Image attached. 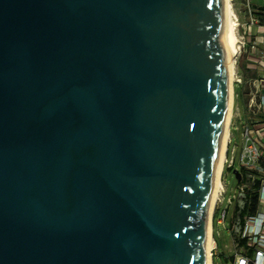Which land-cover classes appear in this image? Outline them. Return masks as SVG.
<instances>
[{
  "label": "water",
  "instance_id": "water-1",
  "mask_svg": "<svg viewBox=\"0 0 264 264\" xmlns=\"http://www.w3.org/2000/svg\"><path fill=\"white\" fill-rule=\"evenodd\" d=\"M224 9L0 0V264L207 263Z\"/></svg>",
  "mask_w": 264,
  "mask_h": 264
},
{
  "label": "built area",
  "instance_id": "built-area-1",
  "mask_svg": "<svg viewBox=\"0 0 264 264\" xmlns=\"http://www.w3.org/2000/svg\"><path fill=\"white\" fill-rule=\"evenodd\" d=\"M254 5L251 0H244L246 20L243 22L237 20V26L242 29L238 54L246 53L250 61L247 68L252 69L254 75L244 77L235 74L232 82V86L234 83L242 84L245 90L242 101L243 113H241L238 104L234 102L235 98H240V95L234 93L233 87L227 145L233 136L232 129L239 131L241 145L236 168H234L233 156L231 158L227 156L226 147L220 173L221 187L211 214V235L214 240L211 264H214L215 256L222 254L217 251L214 239L215 218L217 224L225 225L231 236L232 252L229 256H225L229 264H264V51L258 50V43L261 42L258 38L264 33V11L258 16ZM254 27L257 29L256 34H253ZM226 167L228 170L236 169L239 177L235 176L236 189L228 198L227 205L220 210L225 194L223 174ZM231 204L233 209L226 222ZM218 210L219 215L216 217Z\"/></svg>",
  "mask_w": 264,
  "mask_h": 264
},
{
  "label": "rangeland",
  "instance_id": "rangeland-1",
  "mask_svg": "<svg viewBox=\"0 0 264 264\" xmlns=\"http://www.w3.org/2000/svg\"><path fill=\"white\" fill-rule=\"evenodd\" d=\"M230 1H231L232 9L234 13L236 14V18L238 22L245 21L247 14H246L245 7H244V0H230ZM251 2L255 4L254 5L255 12L256 13L258 12V16L261 15L263 11H261V9L259 10V8L261 7V5H264V0H251ZM236 33H237L238 39L241 40L242 29L240 26H237ZM241 55L242 54L240 55L237 54V57H236L235 67H234V71L236 75L241 74L240 69H239V61H240ZM233 85H234L233 86L234 93L239 94L240 85L238 83H234ZM234 102L235 104H238L241 113H243V106H242L241 99L235 98ZM232 133H233V136L231 139L228 157L231 158L233 156L234 168H236L238 167V156H239V150H240V145H241V136L239 134V131H236L234 129H232ZM223 183H224V188H225V194L223 196V199L220 205V210L223 209L227 205L228 198L232 196V194L234 193V190L236 189L237 180L233 173V169L228 170L227 167L224 168ZM232 209H233V204H231L228 209L226 222H228L229 220ZM218 215H219V210H218V213L216 214V217ZM213 233H214V239L216 242L217 251L222 253L221 255L214 257V264H229V261L225 259V256H229L232 252L231 236L229 232L227 231V229H225L224 224L216 223V218L214 220Z\"/></svg>",
  "mask_w": 264,
  "mask_h": 264
},
{
  "label": "bare ground",
  "instance_id": "bare-ground-1",
  "mask_svg": "<svg viewBox=\"0 0 264 264\" xmlns=\"http://www.w3.org/2000/svg\"><path fill=\"white\" fill-rule=\"evenodd\" d=\"M224 20H225L224 21L225 26H224L223 40H224V47H225V52H226L228 73H229V105H228V111H227V118L225 122L224 137H223V141H222V145L220 149V154L218 157V164L216 167L213 190H212L210 201H209V211H208V221H207L208 233H207V263L206 264H211V249L214 246V240L211 235V224H210L211 214H212L215 198L221 187L220 173L222 171L223 161L225 159L227 141L229 137L228 124H229V119L231 115V103H232V86L231 85H232V82L235 76L234 67H235L236 57L241 47L240 40L238 39L237 33H236V29H237L236 14L234 13L232 9L230 0H225Z\"/></svg>",
  "mask_w": 264,
  "mask_h": 264
},
{
  "label": "crops",
  "instance_id": "crops-1",
  "mask_svg": "<svg viewBox=\"0 0 264 264\" xmlns=\"http://www.w3.org/2000/svg\"><path fill=\"white\" fill-rule=\"evenodd\" d=\"M256 32H257V29H256V27H254L253 28V34H256ZM258 40L261 41L258 43V50L264 51V33L258 38ZM248 65H250V61L248 60L246 53H243L240 56L239 69H240L241 75L244 77L254 75V71L252 69L247 68ZM239 85H240V93L239 94H241V93H243L245 88L242 84H239ZM230 144H231V142L227 145V156L229 154Z\"/></svg>",
  "mask_w": 264,
  "mask_h": 264
},
{
  "label": "trees",
  "instance_id": "trees-1",
  "mask_svg": "<svg viewBox=\"0 0 264 264\" xmlns=\"http://www.w3.org/2000/svg\"><path fill=\"white\" fill-rule=\"evenodd\" d=\"M261 9V11H264V6H261L259 8V10ZM240 95V98H241V101H243V93L239 94Z\"/></svg>",
  "mask_w": 264,
  "mask_h": 264
}]
</instances>
